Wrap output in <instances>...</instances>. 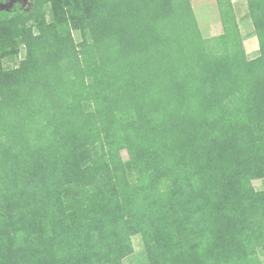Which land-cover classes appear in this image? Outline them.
<instances>
[{
  "label": "trees",
  "instance_id": "16d2710c",
  "mask_svg": "<svg viewBox=\"0 0 264 264\" xmlns=\"http://www.w3.org/2000/svg\"><path fill=\"white\" fill-rule=\"evenodd\" d=\"M247 3L255 58L233 0L213 37L191 0L0 11V264H122L135 234L149 264H264V0Z\"/></svg>",
  "mask_w": 264,
  "mask_h": 264
},
{
  "label": "rangeland",
  "instance_id": "374dc122",
  "mask_svg": "<svg viewBox=\"0 0 264 264\" xmlns=\"http://www.w3.org/2000/svg\"><path fill=\"white\" fill-rule=\"evenodd\" d=\"M14 3L10 5L9 8H13ZM191 3L200 29L205 37H213L223 32L218 0H191ZM233 3L246 51L250 58H255L260 53L259 40L255 34L254 25L249 15L247 0H233ZM26 5H28V1ZM46 9L48 10V5H46ZM75 35L79 40V33L75 32ZM23 54L24 51H22L21 56ZM122 154L125 159H128L129 156L126 149L122 150ZM253 184L257 190H263L264 178L254 179ZM132 239L134 243V252L124 258L122 264H149L142 237L139 234H135Z\"/></svg>",
  "mask_w": 264,
  "mask_h": 264
},
{
  "label": "water",
  "instance_id": "95a60500",
  "mask_svg": "<svg viewBox=\"0 0 264 264\" xmlns=\"http://www.w3.org/2000/svg\"><path fill=\"white\" fill-rule=\"evenodd\" d=\"M16 0H8L4 3H0V11L4 9H9V6L12 5Z\"/></svg>",
  "mask_w": 264,
  "mask_h": 264
},
{
  "label": "flooded vegetation",
  "instance_id": "af4514ba",
  "mask_svg": "<svg viewBox=\"0 0 264 264\" xmlns=\"http://www.w3.org/2000/svg\"><path fill=\"white\" fill-rule=\"evenodd\" d=\"M27 1H28V4H30V0H16L15 3L19 2V3H21L23 6H26ZM15 3H14V4H15Z\"/></svg>",
  "mask_w": 264,
  "mask_h": 264
}]
</instances>
